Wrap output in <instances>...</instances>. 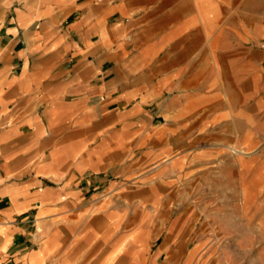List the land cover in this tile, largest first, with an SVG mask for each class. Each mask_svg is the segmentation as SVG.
<instances>
[{
	"label": "crops",
	"instance_id": "1",
	"mask_svg": "<svg viewBox=\"0 0 264 264\" xmlns=\"http://www.w3.org/2000/svg\"><path fill=\"white\" fill-rule=\"evenodd\" d=\"M257 182L264 0H0V264H175L197 209L235 263Z\"/></svg>",
	"mask_w": 264,
	"mask_h": 264
},
{
	"label": "rangeland",
	"instance_id": "2",
	"mask_svg": "<svg viewBox=\"0 0 264 264\" xmlns=\"http://www.w3.org/2000/svg\"><path fill=\"white\" fill-rule=\"evenodd\" d=\"M263 184L259 182L254 186V193L250 197L238 198L231 200L230 202L225 201L223 204H217L218 200H210V206L216 207L217 205H233L237 207H247L252 212L256 213L255 226L251 225L252 235H248V231H244L242 234L245 238H255L254 244L250 246H245L244 252H242L241 260L236 257L239 252L231 246L225 248L227 256L236 255L235 263H228L223 261V248L216 244L218 237V230L216 228V215H201L199 209L197 213H194L192 217L191 230H184V225H180L178 232L176 233V238L178 242H181L180 246L176 247V262L175 264H264V193L262 191ZM201 184L194 183L193 191V205L194 209L199 208L202 203L201 198ZM204 201V200H203ZM233 201V202H232ZM183 215L177 216V219L183 218ZM183 222V220H182ZM208 222V223H207ZM220 238L222 236L219 235ZM207 238L212 239L210 244L207 243ZM191 252V259H187Z\"/></svg>",
	"mask_w": 264,
	"mask_h": 264
}]
</instances>
